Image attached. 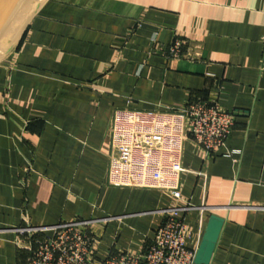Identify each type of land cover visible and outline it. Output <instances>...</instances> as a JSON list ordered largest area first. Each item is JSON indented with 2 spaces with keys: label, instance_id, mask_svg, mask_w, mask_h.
<instances>
[{
  "label": "crops",
  "instance_id": "0c3cea01",
  "mask_svg": "<svg viewBox=\"0 0 264 264\" xmlns=\"http://www.w3.org/2000/svg\"><path fill=\"white\" fill-rule=\"evenodd\" d=\"M176 39L202 57L169 58ZM195 100L236 121L210 155L185 142L181 199L111 184L116 110ZM175 208L196 252L223 218L208 264H264V0H49L0 64V264L30 261L18 229L82 219L98 262L138 254Z\"/></svg>",
  "mask_w": 264,
  "mask_h": 264
},
{
  "label": "built area",
  "instance_id": "2783aa9c",
  "mask_svg": "<svg viewBox=\"0 0 264 264\" xmlns=\"http://www.w3.org/2000/svg\"><path fill=\"white\" fill-rule=\"evenodd\" d=\"M166 54L178 60L202 57L200 47L182 39H176ZM235 121L233 111L202 100L188 102L180 110L118 109L109 128V181L119 186L166 190L181 199L185 142L191 139L207 155L222 150ZM178 209L162 223L143 252L110 256L102 262L97 261L99 241L93 229L97 219L27 226L18 233L27 238L26 246L32 253L26 264H195L196 250L188 245V226L177 217Z\"/></svg>",
  "mask_w": 264,
  "mask_h": 264
},
{
  "label": "water",
  "instance_id": "95a60500",
  "mask_svg": "<svg viewBox=\"0 0 264 264\" xmlns=\"http://www.w3.org/2000/svg\"><path fill=\"white\" fill-rule=\"evenodd\" d=\"M49 0H0V64L19 45L34 17ZM224 220L213 215L196 252V264L212 260Z\"/></svg>",
  "mask_w": 264,
  "mask_h": 264
},
{
  "label": "rangeland",
  "instance_id": "374dc122",
  "mask_svg": "<svg viewBox=\"0 0 264 264\" xmlns=\"http://www.w3.org/2000/svg\"><path fill=\"white\" fill-rule=\"evenodd\" d=\"M17 47V46H16ZM16 47H14L11 51H10V53L8 54V56L16 49ZM8 56H6V58L8 57Z\"/></svg>",
  "mask_w": 264,
  "mask_h": 264
}]
</instances>
